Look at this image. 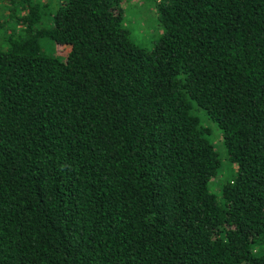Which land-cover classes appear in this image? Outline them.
<instances>
[{"label":"trees","instance_id":"obj_1","mask_svg":"<svg viewBox=\"0 0 264 264\" xmlns=\"http://www.w3.org/2000/svg\"><path fill=\"white\" fill-rule=\"evenodd\" d=\"M119 1L0 0V264H264V0Z\"/></svg>","mask_w":264,"mask_h":264},{"label":"rangeland","instance_id":"obj_2","mask_svg":"<svg viewBox=\"0 0 264 264\" xmlns=\"http://www.w3.org/2000/svg\"><path fill=\"white\" fill-rule=\"evenodd\" d=\"M42 4V15L38 25H51L52 16L62 0H35ZM119 6L123 11V24L129 29L132 40L140 46L151 48L160 33L162 32V25L158 20V14L155 11V0H120ZM1 13V12H0ZM7 25L12 29H19V25L13 22H8ZM42 49L48 52L63 55L66 51V46L57 43L52 39L42 40ZM200 115L201 123L210 125L209 139L213 143L220 158V166L215 175H213L209 182V189L214 192L218 199L221 198V185L223 182L230 180L234 173V164L227 158L225 146L223 144L221 129L207 116L204 111L196 109Z\"/></svg>","mask_w":264,"mask_h":264}]
</instances>
